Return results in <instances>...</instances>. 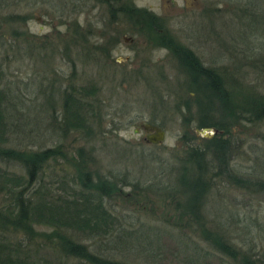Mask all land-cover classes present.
<instances>
[{
	"label": "rangeland",
	"instance_id": "1",
	"mask_svg": "<svg viewBox=\"0 0 264 264\" xmlns=\"http://www.w3.org/2000/svg\"><path fill=\"white\" fill-rule=\"evenodd\" d=\"M127 1L148 9L158 20L148 29L121 14L111 18L104 0H0V90L10 121L23 124L20 131L10 126L12 135L4 146L30 151L56 145L65 152L56 155L57 163L50 159L43 165L40 179L50 194L62 195L63 181L78 188L73 178L84 157L92 178L117 176L158 185L141 192L127 184L122 193L105 196L103 202L119 224L106 235L65 230L93 252L129 264H239L217 253L195 229L176 226L183 220H171L179 212L175 201L184 198H173L163 187L175 179L179 162L174 153L182 154L176 150L185 130L182 117L190 116L187 131L197 134L194 130L201 128L199 107L192 104L188 109L183 103L188 92L194 93L186 86L188 72L173 47L191 49L205 66L218 69L232 88L264 93V60L259 61L264 55L255 58L251 52L254 42L264 41L262 11L244 0H117V6ZM70 83L97 86L90 101L95 110L88 134L60 129L63 91ZM211 112L215 120L221 115L215 105ZM146 121L165 130L161 144L145 141L140 125ZM246 125L247 133L241 134L232 127L240 146L232 160L251 173L259 162L264 164V120ZM209 127L215 128H202ZM0 170L25 174L22 163L2 154ZM1 184L0 177V206L12 199ZM236 185L222 179L210 190L205 217L209 226L226 230L241 248L256 243L252 254L264 263V238L261 242L243 234L246 220L264 237V189ZM120 226L128 232L127 242L117 240L123 235ZM52 229L36 226L29 238L23 230L0 228V238L8 245L19 243L21 254L32 264L76 263L55 245ZM41 231L49 237L39 236ZM186 243L199 248L190 250Z\"/></svg>",
	"mask_w": 264,
	"mask_h": 264
},
{
	"label": "trees",
	"instance_id": "2",
	"mask_svg": "<svg viewBox=\"0 0 264 264\" xmlns=\"http://www.w3.org/2000/svg\"><path fill=\"white\" fill-rule=\"evenodd\" d=\"M104 1L109 7L111 18L121 14V17L135 19L137 24L140 22L143 27L148 29L157 19L148 9L131 6V2L127 1L122 6L121 4L117 6V0ZM244 1L260 9L264 16V0ZM246 7L248 8V6ZM162 37L169 43L172 42L171 39H168L169 37H164V35ZM100 48L104 49L101 46ZM173 51L178 56V61L186 67L188 72L186 86L192 90L191 93H194H186L187 95L183 100L185 107L189 109L192 104L197 105L199 107V115L197 116L199 127L214 126L218 134L205 138L190 130L187 131L188 127L191 126L190 116L184 115L182 117L185 130L178 138L181 144L176 149H181L182 154L181 152L174 153L179 162L175 167V179L169 183L166 182L163 187L165 191L171 192L170 195L173 198L181 196L184 198L181 203L175 201L174 209L179 210V212L171 220L174 219L175 223L183 220L184 223H177L176 226H184L190 230L195 229L201 234L203 240L205 239L213 249L217 250V253L228 256L236 263L264 264L260 260L261 258L257 259L252 254L257 248L256 243H253L246 250L241 248L237 242H233L234 240L226 230H220L212 224L209 226L204 213L205 200L209 197L210 190L222 179H227L232 184H237L236 186L257 185L260 189H264V170H261L264 164L262 162L256 163L257 167L254 166L253 172L246 173L237 167L232 160L240 148L237 142V134L232 127H238L237 131L240 134L247 133V123L258 124L264 120V93L251 88L248 90L236 89L234 86L232 88L218 69L205 66L204 62L191 49L175 44ZM251 52L255 58L262 57L264 55V41L254 42ZM263 60L260 58L259 61ZM1 73H3V69L0 66V83L2 82ZM96 93L97 86L93 83L89 86L80 85L79 87H73L72 83L67 85L63 91L64 101H62L60 129L64 130L65 133L72 130H85L88 134L95 110L90 101L91 96ZM3 94V91L0 90V154L3 155V158H12L22 163L25 174L19 175L0 170L1 185L12 198L7 204L0 206V228H5L8 231L14 229L16 232L23 230L27 237L32 238L36 226L47 225V227L53 228L50 235L54 236L55 239L57 238L55 245L59 247V250L65 256L77 261L73 264L84 262L88 264H129L121 259L117 260L112 256L108 257L93 252L89 245L71 239V235H67L65 230L68 228L77 235L85 236L92 233L106 235L119 224L115 221V214L111 209L106 208V204L103 202L105 196L117 190L122 193V187L127 184L141 192L155 190L158 185L155 186L151 182L140 184L139 181L131 182L126 177L119 179L117 176L96 175L95 178H92V172L86 170V157H84L82 162L76 165L79 175L73 178L78 188L70 187L66 181H63L65 190L62 195L48 193L45 183L40 179L43 165L50 159L57 163L56 155L62 156L65 152L56 145L40 150L30 149V151L5 147L4 144L11 134L9 133L10 126L14 125L16 131H20L23 124L18 126L20 123L14 124L10 121V112L5 110ZM214 105L216 110L218 109L221 113L216 120L213 112H211ZM78 156L79 158L83 156V150ZM170 195L168 194V196ZM244 223L243 231L245 232L243 234L252 239L259 238L262 242L264 237L261 236L259 230H251L250 226H247L250 224L246 220ZM120 230L123 235L121 234L117 240L127 242L128 232L121 226ZM39 236L49 237V234H44L41 231ZM180 237L186 242L185 235ZM9 245L0 238V264H32L28 262L26 255L24 257L21 254L22 246L19 243ZM126 245L129 246L130 244L127 243ZM141 245L142 242H139V246ZM186 247L190 250H198L199 248L197 245H191L189 248V243H186Z\"/></svg>",
	"mask_w": 264,
	"mask_h": 264
},
{
	"label": "water",
	"instance_id": "3",
	"mask_svg": "<svg viewBox=\"0 0 264 264\" xmlns=\"http://www.w3.org/2000/svg\"><path fill=\"white\" fill-rule=\"evenodd\" d=\"M140 126L143 127V130L147 132L146 140L150 144H161L166 139L165 130L162 126L152 123H142ZM197 134H201L203 137L214 136L218 131L216 128H196L194 130ZM221 131V130H220Z\"/></svg>",
	"mask_w": 264,
	"mask_h": 264
},
{
	"label": "flooded vegetation",
	"instance_id": "4",
	"mask_svg": "<svg viewBox=\"0 0 264 264\" xmlns=\"http://www.w3.org/2000/svg\"><path fill=\"white\" fill-rule=\"evenodd\" d=\"M119 62V61H118ZM146 134H147V132H146ZM146 136V135H145Z\"/></svg>",
	"mask_w": 264,
	"mask_h": 264
}]
</instances>
